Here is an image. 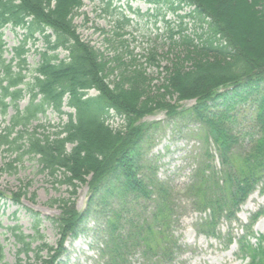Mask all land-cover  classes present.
Here are the masks:
<instances>
[{"label": "trees", "instance_id": "16d2710c", "mask_svg": "<svg viewBox=\"0 0 264 264\" xmlns=\"http://www.w3.org/2000/svg\"><path fill=\"white\" fill-rule=\"evenodd\" d=\"M175 1L172 10L190 8L180 19H196L205 28L199 34L185 33L180 24L176 31L169 30L171 45L180 47L183 56L168 60L154 94L152 79L143 71L131 70L118 55L105 60L79 38L73 19L82 0H0V116L13 110L0 132V144L11 146L24 139L16 147L23 149L22 155L37 157L42 171L52 177L61 172L62 183L72 194L80 184L88 188L82 212L66 201H55L60 210L53 220L57 248L44 243L37 231L35 239L17 227L11 229L17 256L33 251L40 264H58L66 239L76 238L93 217L109 264H126V257L137 249L156 263L172 257L176 248L167 235L172 212L168 193L154 173H143L142 148L149 126L140 120L156 111L195 120L204 142L211 141L218 152L221 170L210 165L213 159L205 150L188 188L198 212L207 214L201 222L212 232L207 235L215 238L221 219L236 221V211L250 195L258 191L264 196V0ZM121 19L117 25L127 24L126 18ZM7 26L22 31L9 61L3 57L2 30ZM37 37L46 49L38 53L37 66L28 71L25 45ZM58 50L66 56L59 58ZM151 60L148 56L147 61ZM114 70L117 76L109 83ZM227 87L231 90L221 92ZM90 91L96 94L90 96ZM167 96L176 102L166 103ZM25 97L27 103L21 108ZM187 100L195 104L188 109L176 104ZM65 107L71 113H65ZM47 111L66 116V122L42 137L37 134L41 124L29 132L32 122ZM247 115L254 134L238 135L229 129ZM113 117L121 121L117 128L109 124ZM237 145L243 150H235ZM140 201L151 202L149 222L133 215ZM263 216L264 209L251 216L236 241L245 264H264V234L254 236L251 231ZM35 240L41 245L31 249ZM233 241L230 238L229 244ZM42 251L47 253L44 259Z\"/></svg>", "mask_w": 264, "mask_h": 264}, {"label": "rangeland", "instance_id": "374dc122", "mask_svg": "<svg viewBox=\"0 0 264 264\" xmlns=\"http://www.w3.org/2000/svg\"><path fill=\"white\" fill-rule=\"evenodd\" d=\"M157 1L158 3L153 0H82V7L73 19L76 33L84 43L101 53L105 60L110 61L118 55L121 62L131 70L143 71L152 79L150 85L154 94V86L161 83L162 75L159 73H163L164 66L169 64L168 60L183 56L180 47L171 45L172 41L168 39L169 30L176 31L180 24L185 33L199 34L205 28V25H201L196 19L179 18L189 12V7L184 5L181 10H172L171 5L176 7L177 1ZM107 4H110V7ZM118 8L124 16L113 13L112 9ZM121 17L128 19L127 24L117 25L118 21L122 20ZM2 31L5 43L3 57L9 61L13 57V48L17 47L22 39V31L13 30L9 26ZM177 38L175 36L173 40L177 41ZM37 39L34 43L29 41L25 45L28 71L37 66L38 53L46 49L44 41L40 37ZM58 55L59 58H64L66 52L58 50ZM148 56L152 59L151 62L147 61ZM14 64L15 62L12 63ZM115 64L112 62L110 67ZM117 73L118 70H114L107 81H114ZM95 94V91L89 92L90 96ZM165 101L173 105L176 98L167 96ZM26 103L27 97L20 102V107L23 108ZM192 103L193 101H182L176 104L186 108ZM63 111L71 113L72 110L65 107ZM12 115L13 110L9 109L5 117L0 116V132ZM66 120V116L59 117L47 111L44 117L39 116L37 121L32 122L28 131L31 132L37 124H41L43 128L37 129V134L42 137L55 131L57 126ZM120 122L116 118L109 120L113 128H117ZM140 122L149 126L142 148L146 164L143 173L146 176L154 173L156 181L168 193L172 212L167 235L174 243L176 251L170 259L156 263L146 259L141 250L137 249L126 257V264H245L246 261L241 260L236 241L241 236V228L248 224L249 218L264 209V196L258 191L250 195L236 211V221L221 219L217 222L216 232L213 233L215 238L210 237L207 235L209 230L201 226L207 214L198 212L188 188L196 168L204 161L205 150L212 156L210 165L217 171L221 170L214 145L211 141L208 145L204 142L200 124L185 114L167 117L165 111H156ZM248 122L247 115L238 120L233 128L229 126V129H234L238 135L254 134ZM23 140L11 146L0 144V264H40L33 251L27 255H16L17 245L11 235V229L17 227L21 233L35 239L37 231L44 243L56 247L59 237L53 220L59 216L60 210L55 201H66L73 204L75 210L82 212L88 198L86 184L78 185L72 194L71 188L62 183L61 172L52 177L47 171H42L37 157L22 155L23 149L16 147L22 144ZM244 143L246 144V140L239 144L240 148ZM239 145L235 146V150L240 149ZM70 147L68 146V149ZM143 204V201L139 202L137 213L133 212V215L137 214L136 218L143 217L149 222L151 202L144 204L145 214L141 212ZM262 218L264 216L251 228L254 236L264 234ZM96 226L93 217L88 218L76 238L66 239L62 247L64 253L57 263L109 264L108 257L101 251V240L97 235ZM232 237L234 241L229 244ZM251 242L254 243L255 240L251 239ZM32 243L31 249L41 245L40 240ZM40 256L42 259L46 258V251H42Z\"/></svg>", "mask_w": 264, "mask_h": 264}, {"label": "bare ground", "instance_id": "6f19581e", "mask_svg": "<svg viewBox=\"0 0 264 264\" xmlns=\"http://www.w3.org/2000/svg\"><path fill=\"white\" fill-rule=\"evenodd\" d=\"M264 222V218L261 219Z\"/></svg>", "mask_w": 264, "mask_h": 264}]
</instances>
